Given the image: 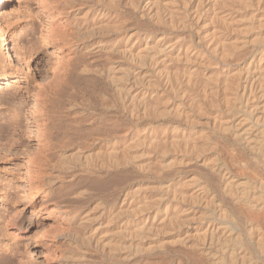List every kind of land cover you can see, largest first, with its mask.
Returning a JSON list of instances; mask_svg holds the SVG:
<instances>
[{
    "label": "bare ground",
    "instance_id": "1",
    "mask_svg": "<svg viewBox=\"0 0 264 264\" xmlns=\"http://www.w3.org/2000/svg\"><path fill=\"white\" fill-rule=\"evenodd\" d=\"M114 2L113 4H117L116 6L102 4L95 11L96 9L94 10L90 7L88 0H51V6L48 11L50 17L53 18V29L56 34L60 33V35L70 37L71 43L64 41L66 46H68L65 56V59H67L66 61L61 59L59 66L54 71L52 81L46 86V90L43 91L45 88H40L34 93L35 101L39 103H37V107L40 105V108H36L34 111V120L38 126L42 155L44 157L49 156L46 151L55 149L54 154L57 153L58 157L73 156L75 158L85 152V148L101 146L100 149L98 147L99 152L96 150L98 154L95 151L94 155H102L106 152L105 149L109 150L105 162L103 161L104 159L100 160L103 165L101 168L104 167V169L109 171L112 169L110 166L116 169L123 167L128 158H132L131 161H133L140 155L152 156V154L150 155L151 151L154 153L157 148L158 154H162L159 155V160L157 159L158 161L155 162L158 170L164 167L167 168V166L174 168L172 164H178V161L191 163L196 160L195 162L205 167L210 175L219 178L218 182L220 185L216 184V187L220 186L217 189H221V194L218 193V190L213 189L212 184L210 185L208 182V178H206L207 180H204L205 178L201 179L202 175H200V177L202 176L201 178L197 176L191 179L180 178V180L167 185L163 184L164 182H160L153 187L152 185H150L151 187L137 185L139 187L130 188L131 190L124 192V196L120 199V204L116 208H113L116 205L111 206L110 216H108V219H103L107 221H100L99 223L98 221L102 218H100L98 213V215L93 214L88 217L90 221L94 219L99 223V230H106V232H102L106 233L107 242L103 241L104 243L102 244L104 246L100 245L102 241L99 242L100 244H96L100 245L102 249L103 247L105 249L107 244L108 249L106 250H109L107 252L111 257L114 256L115 252L117 254V251L125 247L129 248L130 252L134 250V253H123L125 257L121 256V258L120 254H118L113 258L127 259L130 261L129 263L134 261L135 264H164L163 262H152L154 260L151 259L158 257L157 255L159 254L157 253L159 251L167 252L170 249L169 246L173 247L170 252H173L174 255L177 254V256H171L172 261L173 257L180 258L177 259L178 264H184L189 260L193 264H202L203 260L201 259L202 261L200 262L196 258L198 255L211 258V264L212 262L214 264H264V52H260L258 58L252 57L251 61H248V64H244V66L238 67L239 65L232 66V63L228 64L229 58L233 59L234 55L238 57L243 50L247 51V47H250V45L258 44L259 46V43H264V0H128V2H125L127 3L126 6L128 5L127 8L137 13L140 18L149 17L155 22L164 23L165 25L170 24L172 27L178 26L176 28L180 27L183 31L187 30L190 35L191 33L195 35L196 41L204 47H202L203 50H199V48L197 50L195 49L196 46H194L196 42L195 44L192 42V44L186 45L187 47H181L178 56H175L172 51L174 47L169 49L170 45L163 44L166 47H162L163 45L161 44H155V48L160 52L165 51L166 60L164 62L169 59L174 62V66H172L175 68L174 72L177 75L175 76L177 79L175 81L179 83H177L178 85L174 83L173 79L175 77L173 79L171 77L172 84L169 83L168 76L166 80L169 81L167 83L170 84L168 85L170 90L176 91V87L179 86L178 91L180 90L181 92L179 98L184 103H179L180 101H178L179 104L176 103V105L168 104L170 102L167 99H163V91L168 86H165L164 90L160 89V86H157L159 89H156V84L158 83L154 81L153 83H156L154 90L149 91V93L147 90L143 91L142 104H146L145 106L148 109L158 115L160 114L161 117L163 115L165 117L173 115L183 122H187V124L190 123L192 125L196 122L201 126V131H199L200 134L194 136L191 132L189 133L187 130L175 126V128L177 127L175 130L172 131L173 127L171 131L164 135H154L153 143H149L153 148L147 145L148 151L146 149L145 151H140L141 154L135 153V149L133 150L135 154H132L133 152L129 153V150L133 148L128 150L130 145L127 147L124 143L125 140H122L124 139L122 138L123 136L116 134L117 132L115 133L116 136H114L116 139L113 141L111 129L105 127L108 122L104 118H102L103 125L101 124L103 128H93L91 124H88L89 122H86L88 119L98 118L100 114L97 112L98 105L94 104L92 99L94 96H98L96 90H101L100 95H103L102 92H106L110 84L118 95L125 96L123 94L126 93H123L124 89L126 91V86L124 85L126 76L122 74L124 69L122 71L117 69V66H114L111 60L113 58H110L112 53H120L121 48L120 50H118L119 48H114L113 44H111V39H108V37L107 39L104 38L106 36L96 41L94 37L91 38L88 35L94 27H108L107 32L103 33V35L107 36L115 31H112L114 28L117 31L125 28V23H127L123 19L125 15L120 18L118 13L119 8L123 5L121 3L122 0H115ZM122 10L124 11V9ZM121 13L120 15H122ZM123 14L125 13L123 12ZM55 35L54 32L49 35V39L52 42L61 40V37H58L59 34ZM132 37L133 34H130L126 39L130 44L133 40ZM66 39L69 40L68 38ZM3 40L6 41L5 39ZM148 43H146V46H148ZM179 44L181 43L179 42ZM131 45L133 46L134 44ZM260 47V51H264ZM129 48L127 47L126 51L131 50L132 47ZM124 49L122 52L125 53ZM148 50L152 51L153 49ZM141 51L143 55V50ZM245 51H243L244 55L249 50L246 53ZM150 53L151 59L153 51ZM105 55H107V59L104 63L97 65L95 58ZM133 55H131V58ZM161 56L164 57L163 55ZM135 57H139V55H134ZM211 57L213 60H211ZM146 58V55L142 56V61L144 62L145 59L147 62ZM235 58L234 61L236 63V60L241 57ZM215 59L219 62H216ZM142 61L139 62V67H141ZM137 62L138 60L135 61L136 64H138ZM107 63H110L109 67L106 66L108 65ZM237 63L239 64V62ZM145 64H142L143 68L144 66L147 67V63ZM167 66L168 64L166 66L163 65V67ZM172 66L170 69H172ZM128 70L129 67L127 70L125 68L124 73L127 74ZM136 72H133V77ZM145 72L147 71L145 70ZM149 72L147 73L150 74ZM157 75L159 76L160 73ZM163 75L161 74V77ZM138 76H141V74ZM135 77L134 79L137 80ZM152 77L149 76L151 79ZM147 79L148 77H146ZM166 80L162 79L161 81L164 82ZM142 81L144 82L145 80L142 79ZM151 83L150 81L148 86L151 87L153 84ZM198 83H203L202 87H198ZM143 85L147 86L146 83ZM165 85L167 84L165 83ZM90 92H93V95ZM87 93H89L88 97ZM169 93L173 94V92ZM151 94L157 97L156 100L151 102V104H155H152V108L149 107L148 101L146 102L147 95ZM171 95L169 96L172 98L175 94ZM184 105H188V109ZM135 106L134 108L136 109ZM145 106H143V109L146 110L147 107ZM86 108H88V111H86ZM134 108L132 106L131 110ZM18 109L12 110L14 111L13 114L11 112L12 118L10 120L6 119L8 123L15 124L20 121L21 110L19 111ZM76 109L82 110L81 115L83 116H81V119L78 116H71ZM141 111L143 113L142 107ZM134 112L136 113V111ZM171 116L170 118L172 119L173 116ZM8 123L7 125H9ZM172 124L170 123V125ZM190 124L189 127L192 128ZM209 125L214 131L223 132L235 138L247 150L256 154L253 157L251 156V162H242L240 164L241 169L237 165L242 170L240 173L242 175L245 174V177L239 174V176L235 175V171L233 172L231 169L232 166L230 168L227 163L218 160L219 151L216 150L215 142L212 141L211 136L203 133L204 128ZM163 131H161L162 134L164 133ZM98 133L101 135L99 136ZM96 134H98V137ZM145 137L146 135L141 139L139 137V140L144 144L147 139H150L148 136L147 139ZM91 139L93 141L90 142ZM171 146H175L176 150L180 151L168 150ZM104 147L106 148L104 149ZM177 147L179 148L177 149ZM68 148L72 149L70 150L71 153H68ZM239 158L236 157V159ZM236 159V162H241ZM198 164L196 165L198 166ZM178 165H181V163ZM187 167H189L188 164ZM171 168L169 169L171 170ZM171 176L169 175L170 178ZM166 177L165 174V180ZM212 182H216L215 178H212ZM85 217L84 219H86ZM98 236L99 239L97 238V241L103 238L99 234ZM7 250L8 248L4 251L0 249V264H15V257L13 258V256H10L11 254H7ZM122 251L126 252L125 250ZM185 251L186 256L181 258L178 253ZM138 254L140 256H136Z\"/></svg>",
    "mask_w": 264,
    "mask_h": 264
},
{
    "label": "rangeland",
    "instance_id": "2",
    "mask_svg": "<svg viewBox=\"0 0 264 264\" xmlns=\"http://www.w3.org/2000/svg\"><path fill=\"white\" fill-rule=\"evenodd\" d=\"M114 1L115 0H88V3L92 9H96L95 11H97V8H100L102 4L107 6H116L117 4H113L115 3ZM125 2H128V0H122L121 3L123 5L118 10L120 18L125 15L123 17V19L126 20L125 22H127L125 23V28L118 31L114 28L112 29V31H115L111 33V35L107 36L103 35V33L107 32L108 27H94L88 33V35L91 38L94 37V40L96 41H99L100 39H103L104 36H106L104 38L107 39L108 37V39H111V44H113L114 48H119L118 50H120L121 48L120 53H112L114 55L111 54L110 58H113L111 59L114 63L113 65H116L117 69L121 71L123 69L125 70V68L127 70V68L129 67L130 72L128 70L127 74L124 73V70L122 71V74L127 77L124 78L126 79L124 80L126 91L125 89L123 91V93H126L123 94L125 96L118 95V93L110 84L108 85V90H106V92H102L103 95H100L101 90H96L98 96L96 95L92 99L94 101V104L98 105L97 112L100 114L98 115V118H92L91 120L88 119V121L86 122H89L88 124H91L93 128H103L102 118H104V120H107L108 122L105 127H109L111 129L113 141L116 139L114 136H116V134H119L120 136H123L122 138L124 139L122 140H125L124 143L126 144V146L129 147L128 145H130L128 150L130 148H133L129 150V153L133 152L132 154H141L140 151H145V149L148 151L146 146H151V144L149 143L152 142L155 136H159L160 134L164 135L165 133L171 131V129L174 127L172 129L173 131L177 128H175V126H179L180 129H185L189 133L191 132L194 136L196 134H200L199 131H201V126L196 122V124L194 123L195 125H191L189 123L192 127L190 128L187 122L185 123L173 115L172 119L170 118L171 115H167L166 117L163 115V118V116L161 117L160 114L158 115L157 113L152 112V110L148 109V107L145 106L146 104H142V94L146 90L148 91V93L149 91L154 90L156 83H158L156 84V89H159L157 86H160V89L162 90H164V88H166L168 85L172 84L173 81L174 83H176V85H178L177 83H179L175 81L177 80L175 77L177 75L174 72L175 68L173 67V60L169 59L167 60V62H164L166 60V53L165 51H163L164 53L161 51V53L157 48H155L157 44H167V46L170 45L169 49L174 47L172 51L174 52L175 56H178L179 51H181V47L192 44V42L194 44L196 42V44L193 45L196 46L195 49L197 50L198 48L199 50H203V45L196 41L197 38L195 35H193L192 33L190 35L189 31H183V29L180 27L176 28L178 26L172 27L170 24H166V26L164 23L155 22L149 17L140 18L139 15L138 17L137 13H135L133 10L132 12L129 10V8H127L128 5L126 6L127 3ZM50 6L51 0H0V249L4 251L8 248L6 252L9 255L11 254L10 256H13V258L15 257V264H133L134 261H131V263H129V260L121 258L124 256V254L132 253L134 250L130 252L129 248L127 249L125 247L126 249L124 248L122 250H125L126 252L120 249L121 252L119 250L117 251V254L115 252L114 256L111 257L107 252L109 250H106L108 249L107 244L105 243V249L103 247L105 251L101 247L104 246V244L102 243H104L103 241L107 240V235L106 233H104L106 232L105 229L99 230V223L100 221H107L103 219H108V216H110L111 214L110 210H112V207L116 205L113 207L116 208L120 204V199L123 198L124 192H128L129 190L141 185H152L153 187L155 185H158V183L160 182H164L163 184L167 185L169 183L180 180V178L191 179L192 177L195 178L197 176L198 178H201L203 176L201 179L205 178L204 180H207L206 178H208V182L210 183V185L212 184L211 186L213 187V189L218 190V193L221 194V189H217L218 187L220 188V186L216 187V184L220 185V183L218 182L219 178L217 176L210 175L209 171L205 167L200 166V164L195 162L196 160L191 163L178 161V164L181 163V165L175 163L172 164L174 168H171V166H167V168L164 167L161 170H158L156 169L155 162L159 160V155H162L158 154V148L154 153L151 151L150 155L152 154V156L140 155V158L138 157L136 159H133V161H131L132 158H128L126 160V163L123 164V167L121 166L120 168L116 169L113 166H110L112 167V169L109 168L111 169L110 171L104 169V167L101 168L103 165L101 164L100 160L104 159L103 161L105 162L106 155L109 153V150L107 151V149H105L106 147H104L106 152H104L105 154L103 153L102 155H94L101 146H98L99 149L98 147L85 148V152L81 153L80 156H76L75 158L73 156H67L65 158L64 156L63 158L61 156L58 157L57 153L54 154L55 149H48V151H46L48 153L47 155L49 156L44 157L42 155L43 151L40 149L38 126L34 120V111L36 110V108L39 109L40 105L39 107H37L38 102L36 103L35 101L34 93L40 88H45L43 89V91L46 90L47 84L52 81L54 71L59 66L61 59L64 60L67 54L66 51L68 46H66L64 41H68L69 43H71L70 37H65L63 35H60V33H58V37H61V40H54L53 43L49 39L50 33L54 32V35L56 34L55 30L53 29V18L50 17L48 11ZM121 8L124 9V11ZM113 10H115V8H113ZM120 12H122V15H120ZM123 12L125 14H123ZM58 34H56L55 36H57ZM130 34H133V40L131 43L134 44L133 46L129 43V41L126 40L130 36ZM66 38H68L69 40H67ZM192 38L194 39L193 41ZM3 39H5L6 41H4ZM147 42H149L147 44L148 46H146ZM179 42L181 44H179ZM259 44L262 46L260 47V45L258 46V44H254L255 47L250 45L251 49H249L250 47H247L249 51L247 50V48L246 50L249 53L243 50L245 51V53L247 52V54H245V56L242 51V53H240L241 55H238V57L240 56L242 58H240L241 60L237 57V55H234V58H238L236 61L239 62V64L237 62L235 63L234 58H229L228 64L232 63V66L239 65L238 67H241V65L244 66V64H248L247 62L251 61L250 59H252V57L258 58L260 52H264L263 50L260 51L259 49V47L261 49H264L262 48L264 47V43ZM145 46L147 47V49ZM127 47H132L129 51H131L135 56L139 55V57L134 58L133 55L131 58L132 54L131 52L130 54H128L129 51H126ZM162 47L166 46L163 45ZM122 48H125L124 50L126 54L122 52ZM148 49H153L151 59L149 53L152 51ZM138 50L140 52L139 54ZM141 50H143V55L141 53ZM135 52H137V55L135 54ZM144 55L147 56V62L145 61V59L144 62L142 61V56ZM161 55L165 56L162 57ZM160 56L162 59L160 58ZM106 59L107 55L96 57L95 62L97 65H100L102 64V62L104 63ZM174 59L176 60V58ZM217 59H215L216 62H219L217 61ZM137 60L138 64L135 63V61ZM151 60L153 63L155 62V60V63H158L153 64ZM211 60H213V58ZM140 61H142V68L139 67ZM168 61L169 63H172L169 64ZM143 63L144 65H146L145 63H147V67L144 66L143 68ZM165 64H168V66L163 67V65L166 66ZM109 65L110 63L106 66L109 67ZM151 65H153V68L151 67ZM171 66L172 69H170ZM149 67L152 69L150 70ZM162 67L164 68V70H162ZM135 69L137 70V72ZM131 70L133 72H136L134 77H139H135L138 81L135 80L132 76L133 72ZM145 70L147 72L150 71L149 73H152V75L145 72ZM137 73L138 75L141 74V76H138ZM158 73H160L159 76L157 75ZM161 74L163 75V78L161 77ZM43 76H45L46 78ZM149 76H153V80L149 78ZM156 76L158 79L156 78ZM146 77H148V81L146 80ZM166 77L170 80V82L166 80ZM171 77L172 79L173 77H175L173 81ZM155 78L156 80H154ZM142 79L145 81L143 82ZM159 79H163L166 81L163 82ZM127 80L129 81L127 82ZM149 80L152 83L154 81L156 83H151L152 86L150 87L148 86L150 83ZM167 81L170 84L167 83ZM145 83L147 86L143 85ZM165 83L167 85H165ZM202 85L203 83L197 84L198 87H202ZM169 87L170 86H168V88L163 91V99H167L170 102L168 103L167 101V103L170 105H176V103L179 104L181 102L184 103L181 98H179L181 96L180 90L178 91L179 86L176 87V91L172 89L171 91ZM169 92H173V94L171 95ZM151 95H147L146 98V102L148 101V105H150V108L155 105L153 103L152 105L151 102L157 99V97L152 95L154 97L153 98ZM169 95H174L176 98L174 96L173 97L175 99L173 97L171 98ZM88 96L89 93H87V97ZM79 100L81 101L80 98ZM178 101L180 102L178 103ZM134 102L136 103V106ZM187 104L189 103L187 102ZM139 105L142 107L143 113ZM132 106L133 108L135 106L138 110H136L135 108L131 110ZM143 106L147 107V109H143ZM184 106L186 109H188L189 107L188 105ZM13 108H19L18 110H21V117H19L20 121L15 124L10 122L8 123V121L6 120H10V118H12L11 116H13L12 114L14 113V111H12L14 110ZM86 111H88V108H86ZM134 111H136V113ZM150 112L152 113L151 115ZM81 114L82 110L76 109L71 114V116H78L81 119V116H83ZM168 120L171 121L169 122ZM7 123L9 125H7ZM170 123L174 124L170 125ZM184 124H186L187 126H184ZM209 126L204 128L203 133L207 136H211L212 138H210L213 139V142H215L216 150L219 151L218 160L223 163H227L230 168L232 166L231 169L233 172L235 171V175L244 176L245 174L242 175V173H240V171L242 172V170H240V164L247 161L251 162V156L253 157V155L255 156L256 154L247 150L243 144L236 141V139L231 137L230 135H227L223 132L219 133L216 130L214 131L211 126L210 130ZM191 129L192 131H190ZM159 130H164V133L162 134L161 131L159 133ZM98 134H96L97 137ZM100 135L101 134H99V136ZM145 135L146 139L147 136L150 139H147L144 144L139 140V137L141 139ZM152 135L153 137H151ZM91 141L93 140L91 139L90 142ZM171 147L168 148V150H176L175 146ZM178 148L179 147H177V149ZM134 149L136 152L133 151ZM162 149L164 150V148ZM70 150L72 149H67L68 153L70 152ZM176 151L179 152L180 150ZM50 152H53V155ZM98 152L96 154H98ZM236 157L240 158L236 159ZM235 159L237 161L240 160L241 162L238 163L235 161ZM148 161L150 162L147 163ZM89 163H91L92 165ZM139 164L140 166L143 165L146 168L143 166H138ZM187 164L189 167H187ZM196 164H198V166ZM237 165L240 167V169L239 167H237ZM177 166L179 169L177 168ZM181 167L183 168L182 170ZM169 168H171L172 171ZM96 171L97 173H95ZM163 173H165L167 176L166 180L164 179L165 174ZM169 175H172L171 178L169 177ZM200 175L202 176L200 177ZM212 178H215V183L212 182ZM97 213L100 215V218H102L98 221L99 223L94 219H91L90 221L88 217H91V215L93 214L98 215ZM83 216H86L85 218L87 220L84 219ZM100 231L102 234L100 233ZM98 234L103 238L97 241V238L99 239ZM100 241H102L101 244L99 243ZM96 243L100 244L101 246L97 245ZM169 247V250H167V252L159 251L160 253L158 252L157 254L159 255L157 256H161L162 258H152L151 260H154L152 262L157 261V263L163 262L164 264H178L177 259L180 258L175 257V259L173 257L172 261L171 256H177V254L174 255L173 252L171 253L170 251L173 250V247ZM118 254H120V257H122L113 258ZM257 254L258 256H260L259 253ZM178 255L181 256V258H184L186 256V251L178 253ZM136 256H140V254ZM196 258L200 262L203 260L202 264H211L210 261H212L210 260L211 258L209 259V257L207 258L203 255H198ZM158 259H160V261H158ZM190 262L192 261L189 260L184 264H193ZM212 264L214 263L212 262Z\"/></svg>",
    "mask_w": 264,
    "mask_h": 264
}]
</instances>
